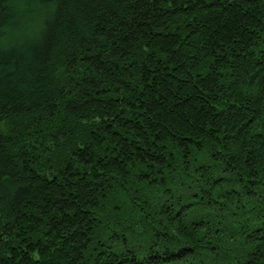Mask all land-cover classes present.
<instances>
[{
  "label": "trees",
  "instance_id": "obj_1",
  "mask_svg": "<svg viewBox=\"0 0 264 264\" xmlns=\"http://www.w3.org/2000/svg\"><path fill=\"white\" fill-rule=\"evenodd\" d=\"M0 264H264V0H0Z\"/></svg>",
  "mask_w": 264,
  "mask_h": 264
}]
</instances>
